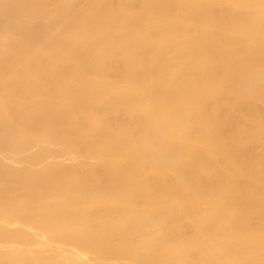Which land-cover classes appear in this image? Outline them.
Returning <instances> with one entry per match:
<instances>
[{"label": "bare ground", "instance_id": "obj_1", "mask_svg": "<svg viewBox=\"0 0 264 264\" xmlns=\"http://www.w3.org/2000/svg\"><path fill=\"white\" fill-rule=\"evenodd\" d=\"M0 264H264V0H0Z\"/></svg>", "mask_w": 264, "mask_h": 264}]
</instances>
